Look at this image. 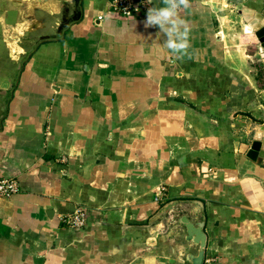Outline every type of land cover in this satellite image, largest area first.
<instances>
[{"label": "crops", "instance_id": "crops-1", "mask_svg": "<svg viewBox=\"0 0 264 264\" xmlns=\"http://www.w3.org/2000/svg\"><path fill=\"white\" fill-rule=\"evenodd\" d=\"M108 2L0 0V179L19 186L0 197V264H184L195 201L203 264H264L247 136L264 120L242 110L254 93L227 36L264 0H191L179 54L147 15L97 20ZM78 208L85 227L60 221Z\"/></svg>", "mask_w": 264, "mask_h": 264}, {"label": "rangeland", "instance_id": "rangeland-1", "mask_svg": "<svg viewBox=\"0 0 264 264\" xmlns=\"http://www.w3.org/2000/svg\"><path fill=\"white\" fill-rule=\"evenodd\" d=\"M232 15L233 14L230 15L231 17L227 16V19L231 21V25L229 24L231 31L229 30L227 36H229V40L232 43L228 45L232 48L230 49V56L229 53L227 56L235 61L231 71L237 72V74H240L243 78V73H245L246 79L240 83L244 89H250L254 93L251 103L248 102L242 110L249 111L251 108H255L254 113L260 116L258 118L264 120V50L260 48L262 44L260 42V37L263 35H260L256 30H251L249 34H243L241 39H239L238 36L240 33L242 34L243 29L241 25L231 20V18H233ZM234 43H237L238 46H234ZM253 133H255L254 130L248 129V139Z\"/></svg>", "mask_w": 264, "mask_h": 264}, {"label": "clouds", "instance_id": "clouds-1", "mask_svg": "<svg viewBox=\"0 0 264 264\" xmlns=\"http://www.w3.org/2000/svg\"><path fill=\"white\" fill-rule=\"evenodd\" d=\"M187 8V0H161L159 5L150 7L147 11L146 26H158L166 35L164 43H156L155 46L179 54L188 47L189 29L179 9ZM159 38V34H157Z\"/></svg>", "mask_w": 264, "mask_h": 264}, {"label": "built area", "instance_id": "built-area-1", "mask_svg": "<svg viewBox=\"0 0 264 264\" xmlns=\"http://www.w3.org/2000/svg\"><path fill=\"white\" fill-rule=\"evenodd\" d=\"M191 0H187V3ZM153 7L152 0H109L105 10L101 11L96 17L103 20L107 17L121 18L123 20L141 18L147 15V11ZM19 191V186L14 178L0 179V197H9ZM87 210L78 208L70 215L60 217V221L74 228H82L87 225Z\"/></svg>", "mask_w": 264, "mask_h": 264}, {"label": "water", "instance_id": "water-1", "mask_svg": "<svg viewBox=\"0 0 264 264\" xmlns=\"http://www.w3.org/2000/svg\"><path fill=\"white\" fill-rule=\"evenodd\" d=\"M241 13L250 15V13L246 10H243ZM260 38V42L264 43V34ZM261 128H259L254 134L253 142L248 152L249 157H253L257 154L258 156L264 155V139L262 140L261 137H258V133L261 131ZM195 205V217L197 215L198 217L201 215L200 220H194L192 222L189 221L186 216L181 217V223L185 227L186 240L188 242H192V244L197 247V253L195 255L188 254L186 257V262L184 264H203L204 262V247L206 240L205 234L203 232L204 221L202 215V203L200 201H195Z\"/></svg>", "mask_w": 264, "mask_h": 264}, {"label": "bare ground", "instance_id": "bare-ground-1", "mask_svg": "<svg viewBox=\"0 0 264 264\" xmlns=\"http://www.w3.org/2000/svg\"><path fill=\"white\" fill-rule=\"evenodd\" d=\"M247 23L245 25V32L249 33L251 30H256L260 35L264 34V18L255 14L254 17L250 18L246 15ZM260 48L264 50V43L260 45ZM264 136V127L261 128V131L258 133V137Z\"/></svg>", "mask_w": 264, "mask_h": 264}]
</instances>
